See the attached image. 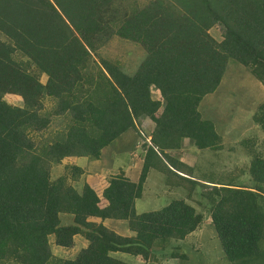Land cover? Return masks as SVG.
<instances>
[{
	"label": "trees",
	"instance_id": "16d2710c",
	"mask_svg": "<svg viewBox=\"0 0 264 264\" xmlns=\"http://www.w3.org/2000/svg\"><path fill=\"white\" fill-rule=\"evenodd\" d=\"M217 26L219 42L209 34ZM114 37L145 53L131 75L116 61L94 63ZM230 60L249 68L264 88V0L143 6L134 0H0V264H127L114 253L147 262L155 245L184 240L203 225L190 203L196 195L224 257L264 264V157L251 156L245 187L209 172L195 175L167 153L184 140L198 150L219 149L221 138L198 106L217 90ZM6 96L22 106H11ZM45 98L54 102L51 113L43 112ZM54 117L63 118L66 129L35 143L31 133L46 132ZM146 118L153 129L137 181L121 172L101 178L100 192L86 183L78 189L73 184L82 170L75 165L52 178V166L64 159L99 160L125 133L143 136L137 123ZM252 121L264 130V101ZM151 170L183 193L137 214ZM62 216L72 222L63 224ZM105 220L126 221L133 236L116 233ZM76 235L88 245L73 259L52 254L51 236L68 249Z\"/></svg>",
	"mask_w": 264,
	"mask_h": 264
},
{
	"label": "rangeland",
	"instance_id": "374dc122",
	"mask_svg": "<svg viewBox=\"0 0 264 264\" xmlns=\"http://www.w3.org/2000/svg\"><path fill=\"white\" fill-rule=\"evenodd\" d=\"M134 1L139 6H143L151 0ZM209 34L218 42L222 40L218 26L212 28ZM144 54L139 44L114 37L97 52V55L94 56V63H97L100 58L112 62L116 61L125 72L131 75L135 72ZM16 58L21 62L26 61L17 55ZM5 101L11 106H22L20 99L16 96H6ZM263 101L264 88L262 84L251 75L249 68L230 60L217 90L205 96L198 106V112L202 119L209 120L214 124L217 134L224 143L223 150L217 155H214L212 151H201L199 153L188 140L183 142V144H186L185 154L189 156L191 155L190 151H193L195 160L198 161V170L196 169L195 175H198L199 172H209L212 173L215 179L219 178L245 187L251 185L247 174L251 156L257 154L264 157V130L252 121V116ZM43 107V112L51 113L55 105L51 99L45 98ZM51 122L46 132L36 133L37 135L31 133L33 135L32 140L35 143L40 142L42 139L52 141L59 131L66 129V121L63 118L54 117ZM137 124V129L143 136H137L131 131L128 137V134L125 133L120 139L111 143L103 155L101 151L100 161L90 162L88 157L81 160L80 164L83 163L87 173H84L85 177L83 179L80 180L79 178L80 185L86 182L97 192H100L103 186L101 178L112 177L113 174L125 172L128 168H130L128 176L134 180L138 178L142 159L145 155V148L141 145V141H145L144 137H147L148 132L150 134L152 123L147 121L146 118V120L142 119ZM129 142L133 143L132 147ZM145 144L148 145L149 143L146 142ZM172 152V157H176L179 161L185 163L183 160H185L184 157L187 160L186 156H182L180 151ZM115 154L118 157H114V161H112L110 156ZM71 161L72 158L64 159L61 164L53 165L51 169L52 178L61 174L63 168L69 164L66 162ZM97 166L101 169L100 172L95 170ZM58 171H61V173H58ZM182 193L183 191L175 192L174 189L167 187L163 174L151 171L148 182L144 186L143 196L135 202V211L137 214H141L159 210L170 201L181 198ZM190 203L194 205L198 212L202 213L204 221L198 230L184 240H168L164 244L155 245L147 262L123 253L111 255L127 264H233L224 257L215 230L200 197L198 195L194 196ZM61 219L65 225L72 222L71 217L62 216ZM94 221L98 222L97 219ZM103 224L122 236H133V233L128 230L126 221L109 220L108 223L103 221ZM77 240L73 250L53 246L52 248H57V250L55 254L53 251L52 253L56 258H73L75 255L70 254L79 251L77 247L82 244L80 239ZM59 249H65V251Z\"/></svg>",
	"mask_w": 264,
	"mask_h": 264
},
{
	"label": "crops",
	"instance_id": "0c3cea01",
	"mask_svg": "<svg viewBox=\"0 0 264 264\" xmlns=\"http://www.w3.org/2000/svg\"><path fill=\"white\" fill-rule=\"evenodd\" d=\"M43 77H45V76H42L41 77V82L42 83H44L45 81H46V77L44 78V81L42 80L43 79ZM146 120V119H145ZM147 121H149L150 122V120H148L147 119ZM146 122V121H145ZM152 124H151V126H150V130L152 131ZM151 131H150V133H151ZM128 134V137L130 136V132H128L127 133ZM147 136L148 137H150V134H149V132H148V134H147ZM129 144H132L131 145V147L133 146V143L132 142H129ZM111 145V144H110ZM223 145H224V143L222 142V140H221V142H220V145H219V149H217V150H198V149H196L199 153L201 152V151H212V153H214V155H217V153H219V152H221L222 150H223ZM193 146V145H192ZM109 146H107L106 148H104L103 150H102V155H103V153L106 151V149L108 148ZM194 147V146H193ZM186 150V144L184 143L183 144V146H182V148L180 149V150H178V151H174V152H181L182 154V156H186L187 157V160H186V158L184 157V159L185 160H183L185 163H186V165L187 166H189L190 168H192V170H194V174L196 173V169L198 170V161L197 160H195V157H194V155H193V151H190V154L191 155H187V154H185V151ZM170 156H172L171 154L173 153L172 151H168L167 152ZM117 154H118V152H117ZM102 155H101V157H102ZM117 155L115 154V155H111L110 156V158H111V160L112 161H114L113 159H114V157H116ZM100 157V158H101ZM118 157V156H117ZM89 158V157H88ZM82 159H84V157H80V158H72V161L71 162H66V163H69L68 165H75V166H77V167H79L81 170H82V174L80 175V180L81 179H83V177H85V174L84 173H87V171H86V169H85V167H83V163L82 164H80L81 163V160ZM87 159V158H86ZM89 161L90 162H97L98 160H94V159H89ZM100 161V160H99ZM67 166V165H66ZM130 167V166H129ZM95 170L97 171V172H100V168L97 166L96 168H95ZM130 171V168H128V170L127 171H125V172H123L124 174H125V177H127V178H129L131 181H137V179L136 180H134V179H131L129 176H128V172ZM151 171H154V170H151ZM151 171L149 172V174H148V177H147V179H146V183L148 182V179H149V177H150V175H151ZM65 172V169L63 168V170H62V173H64ZM58 173H61V171H58ZM57 173V174H58ZM199 173H201V172H199ZM159 174H162V173H159ZM115 175H117V174H115ZM114 174L112 175V176H115ZM106 177H108V176H106ZM80 180H77L76 182H74V186L76 187V188H78V189H80V187H81V185H80ZM86 183V182H85ZM145 183V184H146ZM87 184V183H86ZM237 185V184H236ZM145 186V185H144ZM238 186H240V185H238ZM90 187H92V186H90ZM93 188V187H92ZM94 189V188H93ZM96 190V189H95ZM143 194H144V191H143ZM107 223H108V221L109 220H105ZM104 225V224H103ZM107 227V226H106ZM77 239H80V241H81V243L82 244H79L78 245V249H79V251L81 250V249H83V248H85L87 245H88V242L83 238V237H81L80 235H76V236H74V238H73V242H74V245L71 247V248H68V250H73L74 249V247L76 246V241H78ZM53 240H54V238L51 236L50 237V239H49V242H50V249H52L51 251H53V253L55 254V251L57 250V248H55V249H53L52 247L54 246V247H57V246H55L54 244H53ZM52 243V244H51ZM62 248V247H61ZM77 249V250H78ZM59 250H63V251H65V249H59ZM79 251H76V253L75 252H72V254H70V255H77V253L79 252ZM52 253V254H53ZM53 254V255H54ZM61 254H63V253H61ZM55 256V255H54ZM74 256V257H75ZM112 256V255H111ZM56 257V256H55ZM73 257V258H74ZM113 257V256H112ZM73 258H64V257H62V258H60V259H73ZM115 258V257H114Z\"/></svg>",
	"mask_w": 264,
	"mask_h": 264
},
{
	"label": "clouds",
	"instance_id": "9594fccd",
	"mask_svg": "<svg viewBox=\"0 0 264 264\" xmlns=\"http://www.w3.org/2000/svg\"><path fill=\"white\" fill-rule=\"evenodd\" d=\"M142 142H144L143 145H144L146 142L149 143V142H150V137H148V136L145 137V141L142 140ZM148 145H149V144H148ZM144 151H145V150H144Z\"/></svg>",
	"mask_w": 264,
	"mask_h": 264
},
{
	"label": "built area",
	"instance_id": "2783aa9c",
	"mask_svg": "<svg viewBox=\"0 0 264 264\" xmlns=\"http://www.w3.org/2000/svg\"><path fill=\"white\" fill-rule=\"evenodd\" d=\"M144 142L141 141V145H143Z\"/></svg>",
	"mask_w": 264,
	"mask_h": 264
}]
</instances>
